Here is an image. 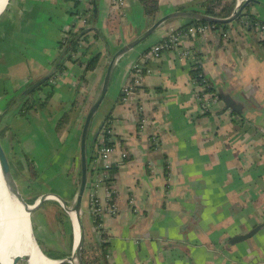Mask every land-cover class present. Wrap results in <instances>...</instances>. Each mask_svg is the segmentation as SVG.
Returning a JSON list of instances; mask_svg holds the SVG:
<instances>
[{
  "label": "crops",
  "instance_id": "0c3cea01",
  "mask_svg": "<svg viewBox=\"0 0 264 264\" xmlns=\"http://www.w3.org/2000/svg\"><path fill=\"white\" fill-rule=\"evenodd\" d=\"M95 1V17L93 0H82L77 7L75 0H8L0 14L5 149L31 194L54 191L68 204L79 184L84 119L111 56L159 17L201 10L204 0H156L153 19L141 0H122L117 7L108 0ZM222 2H234L235 9V0ZM77 10H86L93 19ZM249 10L264 18L263 7L252 3ZM187 22L183 17L163 22L114 62L87 143L91 165L103 168L97 146L104 142L106 119L113 178L97 183L98 173L88 172L90 185L81 207L93 230L88 243L106 242L104 255L90 248L92 264H264V225L250 237L232 240L264 221V38L232 21L226 29L210 27L181 36L180 48L189 57L172 50L150 56L153 45ZM91 27L96 30L89 31L79 51L85 54L34 93L39 98L52 92L46 106L19 114V103L29 98L23 92L52 74L66 33ZM96 52L101 53L96 68L85 70ZM195 62L221 97L201 95L204 85L195 79ZM135 64L142 68L140 82L124 98ZM13 97L15 103L8 106ZM63 117L67 123L58 128ZM90 193L102 205L108 207L110 201L113 206L102 211L98 228Z\"/></svg>",
  "mask_w": 264,
  "mask_h": 264
},
{
  "label": "trees",
  "instance_id": "16d2710c",
  "mask_svg": "<svg viewBox=\"0 0 264 264\" xmlns=\"http://www.w3.org/2000/svg\"><path fill=\"white\" fill-rule=\"evenodd\" d=\"M76 1V7L78 6V4L81 3L82 0H75ZM141 2L144 5V10H145V14L148 18L153 19L155 18L157 12H158V5H157V1L156 0H141ZM250 5H247L243 8L240 16L234 20V21H239L240 23L242 22V24L246 25L249 29H254L255 24L259 23L264 25V18H259L257 15L253 14L250 12L249 8ZM201 11L207 15L210 16H214V17H219V18H226L229 17L233 11H234V2H230V3H223L222 0H204L201 3ZM77 14L79 15H88V21H91L92 15L89 14L86 10H77L76 11ZM81 13V14H80ZM188 22L187 24L183 27V28H187L188 26H197V25H209L210 27H213L215 29H226L229 23H208L206 21H202V20H194V19H189L187 18ZM84 29V28H83ZM83 29H77V30H69L65 37L62 39L59 49H60V54H59V58L56 59V61L53 64V72L51 74V78L47 81H45L44 83H42L41 85L37 86L36 89L34 91H32L28 96V99H24L21 100V102L19 103V108H18V113L19 114H25L28 111H30L31 109H43L49 98L51 97L52 92L49 91L47 92L45 95H43V97H39V98H33V95L35 92L43 89L46 85H48L50 82V80L52 78H55L58 74H61L68 66V64L70 62H75L77 60L76 56L79 55H84L86 51H80V47L83 43H86L88 41V37H89V32L82 34L81 32ZM95 36H98L97 33H95ZM264 41V40H263ZM101 53L100 52H96L94 54L91 55V57L88 59V61L86 62V67L85 70H93L96 68L98 61L100 59ZM193 67V73L195 76V79L198 83L203 84L204 85V91L201 92L202 94H209L212 96H217V98L221 97L220 94L216 93V91L214 90V87L209 83V81L205 78V76L202 74L200 66L198 65L197 62L192 64ZM123 96V95H122ZM26 97V96H24ZM23 97V98H24ZM15 98H11L9 100V104L8 106H12L15 103ZM8 110V109H7ZM9 111V110H8ZM67 123V118L63 117L61 118V120L58 123V128L63 127L65 124ZM101 129H103V134L105 135L104 137V142L101 144L99 143L97 146V149L99 150L102 145H110L111 143L108 142V133L106 130V119L101 127ZM5 127H0V140L1 143L5 149V145H4V141H3V137L5 135ZM7 154V153H6ZM88 172L89 174H94V171L97 173L102 172L103 174V180L106 183H109L110 180L113 178V172H114V166H110L108 168H102V167H93L91 165V160L92 157L91 155L88 154ZM8 158V156H7ZM9 160V158H8ZM10 163V160H9ZM11 166V165H10ZM91 170V171H90ZM88 176V174H87ZM79 180H80V174H79ZM90 183L89 178L87 177V181H86V187ZM26 186V195H25V199L32 203L38 196V194H31V189L28 188V184H25ZM28 193H30V196L28 195ZM42 209V210H41ZM44 209V210H43ZM42 211V212H41ZM49 211V212H48ZM35 213H39V222L40 225H44L45 226V230L44 232V236L46 238V241L48 243L47 248H43L41 247V245H45L44 241H40L39 239L36 241L39 245V247L41 248V250L43 251L44 254H46L47 256H49L50 258H54V259H62L64 257H67L68 255H70V251H71V243H72V226H71V219L69 217V214L64 210V208L61 206V204L57 201V200H53V199H48L45 200L41 206L34 211ZM33 212V213H34ZM44 213H47L50 217H51V221L50 222H45L44 219ZM33 215V214H32ZM94 224L96 225L97 223L100 222V215H96L94 216ZM34 221L32 218V229H34ZM54 231V232H53ZM59 231V232H58ZM56 232V234H55ZM61 235V237L63 238L61 241H59V239L57 238V235ZM47 235V236H46ZM65 236V239H64ZM105 245L106 242L105 241H99V244L96 245H92L91 243H88L86 240L84 241L83 247L81 249V261L83 264H92L93 261L90 258L89 259V252H90V248H95L97 247V249H100V252L102 253L101 255L105 254ZM70 247V248H69ZM43 248V249H42ZM60 264H71L68 261L62 262Z\"/></svg>",
  "mask_w": 264,
  "mask_h": 264
},
{
  "label": "water",
  "instance_id": "95a60500",
  "mask_svg": "<svg viewBox=\"0 0 264 264\" xmlns=\"http://www.w3.org/2000/svg\"><path fill=\"white\" fill-rule=\"evenodd\" d=\"M7 2H8V0H7ZM7 2L5 4V6L3 7V9L0 11V14L4 11V9L7 5ZM252 3L259 5V6L264 8V3H262L259 0H245L237 10H234L233 13L229 17H226V18H219V17L210 16V15H207V14H205L201 11H197V10L172 11V12L167 13V14L159 17L158 19H156L150 27L145 29L144 32H142L135 39H133L129 43L123 45L122 47H120L119 49H117L113 53V55L111 56V59L108 63L100 91H99L98 95L96 96L95 100L93 101V103L90 105V107L86 113L85 119H84L82 131H81V137H80V180H79V184L77 187L75 199L71 204H68L66 202L65 198L60 193H57L54 191L42 192L40 195H38V197L32 203L28 202L25 199V196H24L23 192L21 191V189L18 185L17 179L14 177V175L11 171V166H10L9 160L7 158L6 151H5V149L1 143V140H0V158L2 161V165L4 168L5 174L7 175V178L12 185V189L14 191L15 198H16L17 202L22 206V208L28 214V223H29V227H30V230L32 232L33 238L35 239V236L33 234V229H32V213L34 211H36L46 199L57 200L61 204V206L64 208V210L69 214V217L71 219L72 235H73L71 253L67 257H64L62 259H57L59 261L58 264L65 262V261H68L71 264H77V261H78V264H83L81 261V249H82L84 241H85V231H84V226H83V217H82V208L81 207H82V199H83L84 191L86 188L87 173H88V165H87V163H88L87 162L88 161L87 143L89 140L88 134H89L90 125H91L92 119L94 117V114L98 110V108H99L101 102L103 101L104 96L108 90V86H109L110 79H111L112 68H113V65H114V62L116 61V59L118 57L124 55L129 50L136 47L137 45L141 44L163 22H165L171 18L183 17V18H189V19H194V20H202V21H206L208 23H230V22L236 20L240 16V14H241V12L245 6L252 4ZM96 11H97V3L95 0H93L92 12L94 14V17H95ZM91 30L95 31L96 28H94V27L84 28L81 32V35L88 33ZM108 53L110 54V51H108ZM50 78H51V74H47L44 77H42L41 79H39L38 81H36L35 83L31 84L23 92V96H28L32 91H34L36 89L37 86L41 85L42 83L49 80ZM228 104L233 105V103H231V101H228ZM99 131H100V129H99ZM99 131L97 132V134L99 133ZM73 211H75L77 214V221H78V226H79V230H80V232H79L80 238H79L77 244H75L74 222H73V219L71 216V212H73ZM263 225H264V221L259 223V224H256L249 231L233 237L232 240L238 241V240L250 237L257 230H259ZM35 241H36V239H35ZM73 257H76V262L72 260ZM28 264H30L29 260H28Z\"/></svg>",
  "mask_w": 264,
  "mask_h": 264
},
{
  "label": "bare ground",
  "instance_id": "6f19581e",
  "mask_svg": "<svg viewBox=\"0 0 264 264\" xmlns=\"http://www.w3.org/2000/svg\"><path fill=\"white\" fill-rule=\"evenodd\" d=\"M6 2L7 0H0V11ZM71 216L74 222L75 244H77L80 230L76 212H71ZM19 252L23 255H18ZM26 257L30 264H58L59 262L57 259L46 256L33 238L28 214L17 202L0 158V264H19ZM72 260L76 262V257Z\"/></svg>",
  "mask_w": 264,
  "mask_h": 264
},
{
  "label": "built area",
  "instance_id": "2783aa9c",
  "mask_svg": "<svg viewBox=\"0 0 264 264\" xmlns=\"http://www.w3.org/2000/svg\"><path fill=\"white\" fill-rule=\"evenodd\" d=\"M108 1H109V4L113 7H117L118 5L122 4V0H108ZM244 1L245 0H235L234 10H237ZM82 23H84V20ZM208 28H210L209 25H197V26L192 25V26H188L187 28H179V29L172 30L166 35V37L161 39L158 43H156L150 48L149 54L150 56L157 58L162 52L166 50H172L178 53L180 56L189 57L191 55L190 52L187 50H182L180 48V45H179L180 37L183 35L195 34L196 32H203L207 30ZM254 30L258 32L264 38V25L257 23L254 26ZM141 70L142 68L140 64L133 65L132 71L135 75L132 78L131 84L123 88V93L125 95L124 98H126L127 95L131 94L132 89L134 88V85L136 86L139 84ZM112 151H113V147L110 145H102V147L98 150V156L104 160L103 168L105 169L111 166V163L109 162V155ZM103 179L104 178H103L102 172H99L98 177H97V183L103 182L104 181ZM90 195H91L90 196V212L93 218L96 215H101L102 211L106 208H108L110 211L113 210V206L111 204L112 202L109 201L107 203L109 206L106 207L100 203V201L94 194L90 193ZM108 196L110 197V192L108 193ZM95 227L98 228L99 223H97Z\"/></svg>",
  "mask_w": 264,
  "mask_h": 264
},
{
  "label": "rangeland",
  "instance_id": "374dc122",
  "mask_svg": "<svg viewBox=\"0 0 264 264\" xmlns=\"http://www.w3.org/2000/svg\"><path fill=\"white\" fill-rule=\"evenodd\" d=\"M5 151H6V153H7V156H8V158H9V160H10V165H11V171H12V173H13V175H14V177L17 179V181H18V185H19V187H20V189H21V191L23 192V194H24V196L26 195V190H25V186H24V183L23 182H21L20 181V179H19V177L17 176V175H21V174H19L18 172H17V170L15 169V167L13 166V163H12V155L5 149ZM75 191H76V189H74L73 190V194L72 195H74V193H75ZM38 193H40V192H38ZM42 210V209H41ZM44 210V209H43ZM42 212V211H41ZM49 212V211H48ZM39 213H33V215H32V218H33V221H34V229H33V234H34V236H35V238L38 240H40V241H44V243H45V245L43 246V245H41V247H43V248H47V247H50V246H48V243L47 242H45L46 241V238H45V236L43 235L44 234V232L42 231V226L43 225H40V222L38 221L39 220V215H38ZM44 219H45V222L47 223V222H50L52 219H51V217L47 214V213H44ZM83 226H84V231H85V240L87 241V242H90V241H92L93 239H94V236H93V230H92V228H91V226H90V224H89V221H88V216L87 215H83ZM54 232V231H53ZM59 232V231H58ZM55 234H56V232H55ZM57 238L59 239V241H61L63 238L61 237V235L59 234V235H57ZM64 239H65V236H64ZM70 246H72V243H71V245ZM42 248V249H43ZM70 248V247H69ZM71 249V248H70ZM71 252V251H70ZM18 255H23L21 252H19L18 253ZM49 257V256H48ZM90 258H92V257H90V252H89V259ZM52 259H54V258H52ZM28 258L26 257L25 258V260H21L20 262H19V264H28ZM27 262V263H26Z\"/></svg>",
  "mask_w": 264,
  "mask_h": 264
}]
</instances>
